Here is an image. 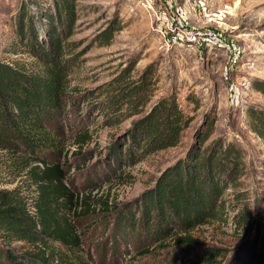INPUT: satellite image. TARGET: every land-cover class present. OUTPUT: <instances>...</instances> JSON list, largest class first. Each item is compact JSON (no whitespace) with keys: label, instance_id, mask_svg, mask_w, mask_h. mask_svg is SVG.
<instances>
[{"label":"rangeland","instance_id":"1","mask_svg":"<svg viewBox=\"0 0 264 264\" xmlns=\"http://www.w3.org/2000/svg\"><path fill=\"white\" fill-rule=\"evenodd\" d=\"M69 1L72 25L66 40L72 42L75 62L62 109L45 121L56 147L39 155L63 164L78 195L69 213L81 244L72 252L56 242L48 264L66 255L75 264H189L171 244L154 242L125 224L118 211L137 210L140 195L168 165L195 145L203 149L216 140L240 149L243 174L236 187L224 191L223 216L207 219L191 233L199 247L220 249L226 264L264 236V135L253 117L264 113V0ZM56 2L0 0L1 59L26 68L39 65L29 46L19 42H27L22 32L30 23L37 43L47 42ZM140 79L148 86L133 99L112 92L118 83L128 90ZM165 95H174L191 117L178 141L134 163L110 158L108 145ZM29 158L34 160L32 154L0 148V188H18L31 204L36 189ZM85 195L90 209L82 211ZM8 239L0 232V247L33 248L25 240ZM22 259L20 264H30Z\"/></svg>","mask_w":264,"mask_h":264},{"label":"trees","instance_id":"2","mask_svg":"<svg viewBox=\"0 0 264 264\" xmlns=\"http://www.w3.org/2000/svg\"><path fill=\"white\" fill-rule=\"evenodd\" d=\"M55 15L56 23L53 18L48 21L46 43H37L36 30L30 21L23 32L19 23V32L27 35V42L19 43L29 46L38 66L21 67L0 58V148L34 156L28 164L34 163L29 165V173L36 189L29 204L18 188H0V232L8 236L7 242L14 238L33 245L22 252H16L10 245L0 247V264H20L23 257L30 264H48L54 258L56 242L72 252L81 244L69 213L78 195L66 180L63 164L48 162L39 155L56 147L55 137L45 121L62 109L68 72L75 62L72 42L66 40L68 27L72 25L70 1L57 0ZM12 51L19 50L12 48ZM147 86V79H140L128 90L118 83L112 86V92L133 99ZM253 117L257 121L255 128L264 135V113H253ZM190 120L175 96L165 95L134 120L122 138L108 145L107 154L117 162L124 157L134 163L151 151L175 144ZM243 170L241 151L233 143L224 145L216 140L203 149L195 145L185 157L168 165L140 195L139 216L136 208L120 209L119 215L122 214L125 224L138 227L154 242L171 244L188 256L189 264H222V251L215 246L199 247L191 229L209 218L223 216L227 200L224 191L228 185L236 187ZM88 197H81L82 211L90 209ZM258 239L244 252L231 256L226 264H264V236ZM69 257L63 256L58 264H75Z\"/></svg>","mask_w":264,"mask_h":264}]
</instances>
